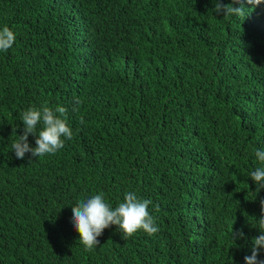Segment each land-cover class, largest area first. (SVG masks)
<instances>
[{"label":"trees","instance_id":"obj_1","mask_svg":"<svg viewBox=\"0 0 264 264\" xmlns=\"http://www.w3.org/2000/svg\"><path fill=\"white\" fill-rule=\"evenodd\" d=\"M214 2L0 0L16 35L0 52V264H246L264 200L250 176L264 166V4L224 18ZM45 104L68 109L73 138L17 159L21 114ZM129 191L159 231L124 240L112 225L85 251L71 207Z\"/></svg>","mask_w":264,"mask_h":264},{"label":"clouds","instance_id":"obj_2","mask_svg":"<svg viewBox=\"0 0 264 264\" xmlns=\"http://www.w3.org/2000/svg\"><path fill=\"white\" fill-rule=\"evenodd\" d=\"M247 5L252 6L246 8ZM214 12L223 14L224 18L244 17L246 11H255L257 7L264 4V0H231L230 3H223L222 0H215ZM239 5V7H236ZM16 41L15 33L7 26L0 29V52H7L13 47ZM80 101L77 99L72 108L73 112L79 110ZM68 109L63 106H57L55 109L46 104L40 108L30 107L21 114V121L24 129L23 135H16V129H13V135L18 139L12 143L11 147L17 159H25L26 154L30 153L33 158H43L47 155H55L65 146V140L73 138V130L68 126L66 114ZM80 124H84L83 117L80 118ZM38 125L41 130H37ZM29 136H35L36 147L29 144ZM256 158L264 165V151L257 149ZM251 180L256 184V191L264 190V166L257 167L250 173ZM152 201L138 197L136 192L129 191L124 194L123 202L113 208L105 200L103 192L95 194L87 199L77 201L72 209V224L76 232L79 233V243L85 251H92L96 248L105 229L112 225L118 227L122 234V239L132 238L139 231L152 236L159 231L154 217L149 212V206ZM260 217L254 218L257 222V228L261 235L253 239V248L251 256H245L246 264H264L260 260V250L264 249V200L260 201ZM234 239L246 240L243 229L239 232H233Z\"/></svg>","mask_w":264,"mask_h":264},{"label":"bare ground","instance_id":"obj_3","mask_svg":"<svg viewBox=\"0 0 264 264\" xmlns=\"http://www.w3.org/2000/svg\"><path fill=\"white\" fill-rule=\"evenodd\" d=\"M128 12V11H127ZM130 13V12H129ZM150 19V18H149ZM148 22V21H147ZM142 30V29H141ZM145 31V30H144ZM142 32H143V30H142ZM255 78V77H254ZM257 78H259V77H257ZM253 79V78H252ZM257 80H259V79H257ZM260 81V80H259ZM252 82V81H251ZM261 82V81H260ZM253 84V83H252ZM255 85V84H254ZM258 85V84H257ZM253 87V86H252ZM256 88V87H255ZM260 89H261V87H260ZM254 91V90H253ZM263 91V90H262ZM254 93V92H253ZM262 93V92H261ZM231 152V151H230ZM259 232V231H258ZM257 235H258V233H257ZM250 240V239H249ZM239 250V249H238ZM230 251V250H229ZM226 252V251H225ZM228 252V251H227ZM226 252V253H227ZM230 261V260H229ZM240 263V262H239Z\"/></svg>","mask_w":264,"mask_h":264}]
</instances>
